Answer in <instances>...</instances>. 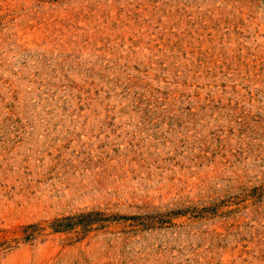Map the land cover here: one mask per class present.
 I'll return each mask as SVG.
<instances>
[{
    "label": "rangeland",
    "instance_id": "374dc122",
    "mask_svg": "<svg viewBox=\"0 0 264 264\" xmlns=\"http://www.w3.org/2000/svg\"><path fill=\"white\" fill-rule=\"evenodd\" d=\"M0 264H264V0H0Z\"/></svg>",
    "mask_w": 264,
    "mask_h": 264
},
{
    "label": "trees",
    "instance_id": "16d2710c",
    "mask_svg": "<svg viewBox=\"0 0 264 264\" xmlns=\"http://www.w3.org/2000/svg\"><path fill=\"white\" fill-rule=\"evenodd\" d=\"M84 216H89V215H84ZM70 218H72V217H70ZM70 218H69V219H70Z\"/></svg>",
    "mask_w": 264,
    "mask_h": 264
}]
</instances>
